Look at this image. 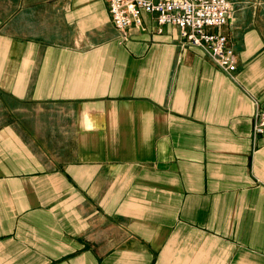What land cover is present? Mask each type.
Instances as JSON below:
<instances>
[{
  "label": "crops",
  "instance_id": "0c3cea01",
  "mask_svg": "<svg viewBox=\"0 0 264 264\" xmlns=\"http://www.w3.org/2000/svg\"><path fill=\"white\" fill-rule=\"evenodd\" d=\"M229 1L233 73L150 13L0 0V264H264V0Z\"/></svg>",
  "mask_w": 264,
  "mask_h": 264
},
{
  "label": "built area",
  "instance_id": "2783aa9c",
  "mask_svg": "<svg viewBox=\"0 0 264 264\" xmlns=\"http://www.w3.org/2000/svg\"><path fill=\"white\" fill-rule=\"evenodd\" d=\"M111 19L128 35L131 27H142L143 13L154 15L159 26L172 24L180 29L184 44L202 48L222 70L237 69L236 53L228 34L222 31L232 19L229 0H107ZM161 29V28H160ZM254 136L264 134V109L254 122Z\"/></svg>",
  "mask_w": 264,
  "mask_h": 264
}]
</instances>
